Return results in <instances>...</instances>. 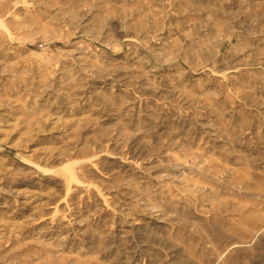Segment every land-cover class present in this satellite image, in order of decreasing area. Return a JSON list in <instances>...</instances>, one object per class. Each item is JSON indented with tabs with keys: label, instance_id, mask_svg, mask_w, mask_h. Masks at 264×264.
<instances>
[{
	"label": "rangeland",
	"instance_id": "obj_1",
	"mask_svg": "<svg viewBox=\"0 0 264 264\" xmlns=\"http://www.w3.org/2000/svg\"><path fill=\"white\" fill-rule=\"evenodd\" d=\"M0 264H264V0H0Z\"/></svg>",
	"mask_w": 264,
	"mask_h": 264
}]
</instances>
